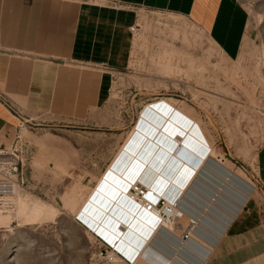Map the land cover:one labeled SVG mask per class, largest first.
<instances>
[{"label": "rangeland", "instance_id": "1", "mask_svg": "<svg viewBox=\"0 0 264 264\" xmlns=\"http://www.w3.org/2000/svg\"><path fill=\"white\" fill-rule=\"evenodd\" d=\"M237 1L248 20L235 59L186 17L139 9L128 67L111 74L99 109L83 121L19 124L0 150V163L16 167L14 194L0 208V264H121L106 257L78 211L142 110L159 99L193 119L211 146L215 170L205 167L181 203L200 209L207 238L217 234L225 202L256 187L253 162L264 142V0Z\"/></svg>", "mask_w": 264, "mask_h": 264}, {"label": "crops", "instance_id": "2", "mask_svg": "<svg viewBox=\"0 0 264 264\" xmlns=\"http://www.w3.org/2000/svg\"><path fill=\"white\" fill-rule=\"evenodd\" d=\"M139 9L186 17L227 58L240 52L248 18L237 0H0V150L22 121H83L106 102L111 74L128 67ZM252 170L256 187L246 186L238 203L225 202L214 237L201 224L197 238L209 247L190 243L180 252L186 264H264V142ZM154 244L163 254L161 240ZM169 248L163 255L171 258Z\"/></svg>", "mask_w": 264, "mask_h": 264}, {"label": "bare ground", "instance_id": "3", "mask_svg": "<svg viewBox=\"0 0 264 264\" xmlns=\"http://www.w3.org/2000/svg\"><path fill=\"white\" fill-rule=\"evenodd\" d=\"M140 114V123L134 125L111 164L79 208V218L129 258L136 256L133 264L143 260L150 264H186L178 256V252L190 249V242L179 244V236L168 230L173 224H161L155 229V217L145 211L143 203L130 190L152 193L156 199L162 198L187 212L181 200L191 191L205 167L212 171L216 168L215 163L210 161L211 146L200 126L164 99L147 104ZM229 177L231 176L225 179L223 188ZM222 187L220 191L224 190ZM242 191L244 192L238 191L239 196L244 197L246 190L242 188ZM225 193L229 195L228 192ZM240 198L235 202H240ZM207 202L208 206L212 204V200ZM191 215L197 218L199 230L202 215L198 212ZM147 225L151 226L152 231ZM149 231L151 235L146 236ZM158 235L162 236L161 239L164 238L161 243L165 251L160 249L163 254L166 250L171 251L169 244L174 246V256L170 259L154 249L153 240L158 241ZM197 235L198 232L194 234L192 241H199L209 247L208 242L198 239ZM145 236L148 238L139 248ZM172 236L177 237L178 244L174 243ZM126 249H131L132 253L126 252Z\"/></svg>", "mask_w": 264, "mask_h": 264}, {"label": "built area", "instance_id": "4", "mask_svg": "<svg viewBox=\"0 0 264 264\" xmlns=\"http://www.w3.org/2000/svg\"><path fill=\"white\" fill-rule=\"evenodd\" d=\"M132 38L139 33V25L136 22L129 29ZM12 169V170H11ZM11 171H16V167L11 168V165L8 163H0V208L4 209L7 206V199L10 198L15 191L16 182L11 177ZM131 193L135 194V198L139 199L143 203V208L146 212L151 213L156 222L154 221L155 229L158 228L161 224H173L179 227V237L178 242L188 243L193 242V236L198 232V220L196 217L187 213L180 206L175 204H169L164 199H156L152 193L144 194L142 191L130 190ZM185 220V223H181L182 220ZM94 233L93 231H91ZM95 237L99 240L101 245L104 247L105 255L108 259L113 261H118L121 264H133V261L136 256L129 258L119 249L111 246L107 241H105L101 236L95 234ZM177 238V237H176ZM175 238V240H176Z\"/></svg>", "mask_w": 264, "mask_h": 264}]
</instances>
